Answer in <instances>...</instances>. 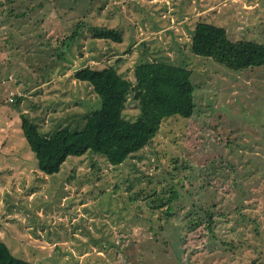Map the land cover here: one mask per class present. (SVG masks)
I'll list each match as a JSON object with an SVG mask.
<instances>
[{
  "label": "rangeland",
  "instance_id": "1",
  "mask_svg": "<svg viewBox=\"0 0 264 264\" xmlns=\"http://www.w3.org/2000/svg\"><path fill=\"white\" fill-rule=\"evenodd\" d=\"M199 22L264 45V0H0V241L15 257L264 263V67L236 72L195 56ZM108 30L122 42L96 36ZM146 61L192 72L193 116L164 121L120 166L88 153L44 174L21 117L47 138L80 130L99 98L74 72L113 66L135 82ZM139 115L133 91L123 116Z\"/></svg>",
  "mask_w": 264,
  "mask_h": 264
},
{
  "label": "trees",
  "instance_id": "2",
  "mask_svg": "<svg viewBox=\"0 0 264 264\" xmlns=\"http://www.w3.org/2000/svg\"><path fill=\"white\" fill-rule=\"evenodd\" d=\"M80 33L79 26L69 39H77ZM96 36L122 42L116 30ZM191 50L195 56L211 58L236 72L264 67L263 44L233 41L225 28L207 22L196 24ZM191 76L192 72L185 67L158 61L138 64L134 70L135 82L123 77L113 66L77 69L74 79L89 84L99 98L97 110L88 117L82 129H60L47 138L27 116L21 117L25 139L36 155L39 169L46 175H55L69 158H80L88 153L104 157L113 166L124 164L153 143L164 121L193 116L196 105ZM133 91L138 93L140 115L136 121H128L123 113ZM159 202L163 205L164 199L159 198ZM0 264L33 263L15 257L0 241Z\"/></svg>",
  "mask_w": 264,
  "mask_h": 264
}]
</instances>
